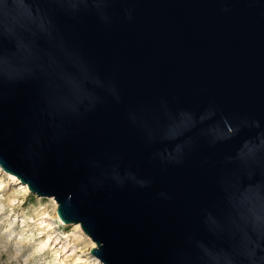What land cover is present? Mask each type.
Returning a JSON list of instances; mask_svg holds the SVG:
<instances>
[{
	"label": "water",
	"instance_id": "95a60500",
	"mask_svg": "<svg viewBox=\"0 0 264 264\" xmlns=\"http://www.w3.org/2000/svg\"><path fill=\"white\" fill-rule=\"evenodd\" d=\"M0 165L104 264H264V0H0Z\"/></svg>",
	"mask_w": 264,
	"mask_h": 264
},
{
	"label": "rangeland",
	"instance_id": "374dc122",
	"mask_svg": "<svg viewBox=\"0 0 264 264\" xmlns=\"http://www.w3.org/2000/svg\"><path fill=\"white\" fill-rule=\"evenodd\" d=\"M15 176L0 165V264H104L81 225L60 219L54 197Z\"/></svg>",
	"mask_w": 264,
	"mask_h": 264
},
{
	"label": "bare ground",
	"instance_id": "6f19581e",
	"mask_svg": "<svg viewBox=\"0 0 264 264\" xmlns=\"http://www.w3.org/2000/svg\"><path fill=\"white\" fill-rule=\"evenodd\" d=\"M15 177H16V176H15ZM15 177H14V178H15Z\"/></svg>",
	"mask_w": 264,
	"mask_h": 264
}]
</instances>
